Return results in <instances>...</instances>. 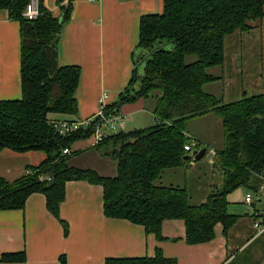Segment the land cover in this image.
I'll list each match as a JSON object with an SVG mask.
<instances>
[{"label":"trees","instance_id":"16d2710c","mask_svg":"<svg viewBox=\"0 0 264 264\" xmlns=\"http://www.w3.org/2000/svg\"><path fill=\"white\" fill-rule=\"evenodd\" d=\"M27 3L0 0V10L19 24L21 87V99L0 101V149L40 151L46 157L11 183L0 178V211L22 210L31 194H42L47 211L60 221L66 236L67 224L59 218L65 184L85 181L101 186L105 217L140 225L159 241L167 220H183L187 245L211 241L216 224L227 230L234 221L227 214V195L240 187L258 193L264 179V100L254 95L226 103L203 87L218 80L208 71L223 64L224 38L249 31L251 23L264 16V0H163L161 13L140 18L130 81L117 100L106 105L105 113L116 114L124 104L152 98L155 124L120 131L96 144L110 147L116 161L113 177L68 165L71 145L88 139L91 130L59 135L47 120L48 114L76 116L78 111L80 68L58 63L60 36L70 19L71 5L56 0L60 15L55 17L40 0V14L28 19L23 16ZM190 56L195 60L187 63ZM207 114L217 116L222 124V147L212 150L222 184L213 185L206 200L193 205L186 188L154 182L165 170L196 163L184 146L194 140L192 150L205 147L187 135L186 125ZM65 149L69 154H63ZM24 257L23 253L6 254L2 260L23 261ZM59 264H66L64 256ZM105 264L176 261L157 249L152 257L111 258Z\"/></svg>","mask_w":264,"mask_h":264},{"label":"crops","instance_id":"0c3cea01","mask_svg":"<svg viewBox=\"0 0 264 264\" xmlns=\"http://www.w3.org/2000/svg\"><path fill=\"white\" fill-rule=\"evenodd\" d=\"M42 3L53 16L60 15L56 0ZM63 4H70L72 11L61 32L58 63L80 68L78 111L76 116L48 114L50 122L83 120L94 115L103 93L104 105L113 104L131 78L140 18L163 10V0H63ZM251 25L247 32L236 31L224 38L223 64L208 71L218 80L206 85V93L221 97L226 103L254 95H262L264 100V16ZM19 74V24L0 10V101L21 99ZM148 100L121 106L120 114L127 118L121 131L130 118L144 110ZM154 103L153 99L146 109L155 122ZM194 121L199 122L197 126ZM188 122L187 135L206 148V156L192 166L181 167L179 172L185 177L183 188L189 201L198 205L206 200L213 185L205 192L197 189L193 193L187 188V179L197 170L198 179L220 175L213 171L211 162L212 150L221 148H216V142L222 124L213 114ZM104 148L109 146L100 148L91 138L77 140L70 147L68 165L113 177L116 161L111 150L103 152ZM45 157L40 151L18 153L0 149V178L11 183L24 176L27 167L40 165ZM177 172L168 176L167 186H175L171 182H176ZM249 192L253 199L247 204L244 198ZM226 200L227 214L234 219L231 226L224 230L221 224H216L211 241L187 245L183 220L165 221L159 241L140 225L105 217L101 186L69 181L59 208V218L68 227L66 236L60 221L47 211L42 194H31L22 210L0 211V264H59L61 256L66 264H105L111 258L152 257L157 249L166 258L175 259L176 264H264V232L254 227L255 213L264 210V189L254 193L240 187L228 194ZM22 253L23 261L2 260L6 254Z\"/></svg>","mask_w":264,"mask_h":264},{"label":"built area","instance_id":"2783aa9c","mask_svg":"<svg viewBox=\"0 0 264 264\" xmlns=\"http://www.w3.org/2000/svg\"><path fill=\"white\" fill-rule=\"evenodd\" d=\"M95 1V0H91ZM40 0H28V3L25 6L23 11V16L28 19L36 18L40 12ZM106 95L102 94L100 99V104L97 112L83 120H78L76 118L65 119L52 121V127L56 130L59 135H68L75 133L77 131H86L91 130L90 137L94 144L101 143L105 138L109 135L117 134L121 131L124 122L127 120L126 116L121 115L120 112L116 114H106L104 105V99ZM196 146V142L194 140L191 141L189 145L184 146V150L190 152L192 155L193 147ZM196 150V149H195ZM63 154H69V150L65 149ZM193 158V155H192ZM264 189V179L258 188V192H262ZM252 194L247 193L245 195L244 201L245 203L252 202ZM254 227L261 233L264 232V210H260L255 213Z\"/></svg>","mask_w":264,"mask_h":264},{"label":"rangeland","instance_id":"374dc122","mask_svg":"<svg viewBox=\"0 0 264 264\" xmlns=\"http://www.w3.org/2000/svg\"><path fill=\"white\" fill-rule=\"evenodd\" d=\"M167 49H171L172 48V45H167L166 46ZM195 60V57L194 56H190V57H187L186 58V62L187 63H190V62H193ZM139 73L142 72V67L140 66L139 67V70H138ZM203 90L205 92L206 91V85H204L203 87ZM208 90V89H207ZM210 92V91H209ZM156 93H159V92H156ZM155 93V94H156ZM153 102V99L152 98H149V100L146 102V105H144V110H140L138 115L134 116V118H130L131 121L126 124V126L122 129L123 132H129V131H132L134 129H143L144 127L147 128L149 126H153L155 124L154 120H152V115L149 114V112L147 111L146 107H148V104ZM195 122V121H194ZM189 123V122H188ZM199 122H195L194 126H197ZM221 132H222V129H221ZM219 132L218 133V141L216 142V144H218L216 148H220L222 147V133ZM104 151L103 152H107L110 150V147L109 148H104L103 149ZM204 159V158H203ZM199 161H197L198 163ZM174 171H178L177 172V176L178 177L176 179V182H171V184H175V186L178 184L180 187H183L184 186V176L181 174L180 171V168H176V169H173V170H165L163 173H162V178H159L158 180H156L154 182L155 185H160V184H163L161 186H167L168 184H170L169 180H168V176L170 174H172ZM164 175V176H163ZM200 177V171H195L193 173V175H191L190 177H188V185H187V188L189 189L190 192L193 191V193H195L198 189V191H203L205 192L206 190L205 189H209V185H217L218 187L221 186L222 184V177L221 175H215L213 177L211 176H207V177H201L200 179H198ZM209 191H211V189H209ZM192 199H194V196L191 197ZM193 201L191 200L189 203H192Z\"/></svg>","mask_w":264,"mask_h":264},{"label":"water","instance_id":"95a60500","mask_svg":"<svg viewBox=\"0 0 264 264\" xmlns=\"http://www.w3.org/2000/svg\"><path fill=\"white\" fill-rule=\"evenodd\" d=\"M192 155H193L194 162L200 161L206 156V148H202L199 150H193ZM211 167L216 171H220L215 162H211Z\"/></svg>","mask_w":264,"mask_h":264}]
</instances>
